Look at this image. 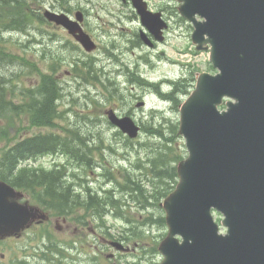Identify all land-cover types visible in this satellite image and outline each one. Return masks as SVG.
Returning <instances> with one entry per match:
<instances>
[{
  "label": "rangeland",
  "instance_id": "rangeland-1",
  "mask_svg": "<svg viewBox=\"0 0 264 264\" xmlns=\"http://www.w3.org/2000/svg\"><path fill=\"white\" fill-rule=\"evenodd\" d=\"M143 1L150 11H162L168 25L163 43L153 49L136 43L142 27L129 0H27L36 15H41L44 9L68 10L71 14L84 11V30L96 44L91 53L84 52L64 31L52 25H41L37 20L26 33L3 36L5 50L26 63L19 60L23 67L0 65V76L19 73L14 81L26 90L37 87L41 76L50 74V68H53L64 97L58 103L60 119L48 129L32 125L31 117H0V153L25 137L75 131L81 138L90 140L87 166L67 156L62 159L46 156L29 164L48 167L55 161L67 162L74 167L80 165L85 169L83 178L87 179L90 188L98 192L113 190L118 203L117 217L109 214L103 220L92 221L95 233L86 229L82 232L86 241L83 253L61 250L60 261L29 259L30 264H158L162 260L157 247L167 229L153 223L158 217H164L160 206L163 198L154 192L161 189V185L147 170L150 159L165 140L154 138L148 129L154 122L162 124L164 121L178 127V106L187 95L177 97L176 102L164 100L156 84L166 79L183 78V82L191 79L195 83L200 73L214 74L216 70L208 62L207 51L195 50L190 39L192 28L179 16L177 0ZM40 32L45 35L44 39L40 38ZM83 67L97 73L88 75ZM91 75L97 78L94 80ZM162 89L169 90L165 86ZM110 109L118 116H130L146 130H141L136 139L129 140L106 120L105 113ZM169 138L166 135V139ZM172 144L175 152L184 159L187 154L178 130ZM108 173L117 182L111 177L105 178ZM126 178L129 181L126 182ZM133 181L139 184L141 193L128 189ZM80 212L74 211V214ZM87 212L91 216V212ZM150 218L151 223L148 222ZM214 218L219 223L217 216ZM75 220L76 216L70 219L71 228L62 233L52 224V231L46 232L48 240L56 245H71L78 237L72 233ZM99 237L121 239L129 251L106 249ZM10 242L14 245L13 251L23 254L29 251L22 248L33 244L34 238L32 233L23 232ZM110 253L115 254L113 259L109 258Z\"/></svg>",
  "mask_w": 264,
  "mask_h": 264
},
{
  "label": "water",
  "instance_id": "water-1",
  "mask_svg": "<svg viewBox=\"0 0 264 264\" xmlns=\"http://www.w3.org/2000/svg\"><path fill=\"white\" fill-rule=\"evenodd\" d=\"M141 25L162 41L166 24L143 0H130ZM192 24L196 50H209L219 73H201L179 107V135L187 157L178 183L163 200L167 235L159 264H264V0H177ZM44 17L65 28L87 51L90 37L64 14ZM143 43L152 46L144 33ZM225 110H219L223 100ZM109 122L134 139L139 126L106 112ZM21 197L0 182V236L14 234L38 211L12 202ZM213 211L224 216L220 226ZM226 228L224 233L221 229ZM116 248L123 250L121 244Z\"/></svg>",
  "mask_w": 264,
  "mask_h": 264
},
{
  "label": "trees",
  "instance_id": "trees-1",
  "mask_svg": "<svg viewBox=\"0 0 264 264\" xmlns=\"http://www.w3.org/2000/svg\"><path fill=\"white\" fill-rule=\"evenodd\" d=\"M34 20L42 21L41 17L32 11L27 0H0V65H5V68L14 67L15 65L23 67L19 60L24 63L26 61L5 50V41H3L2 36L5 33H26ZM17 74L19 75V73ZM17 74L7 77L0 76V117H20L24 115L29 118L31 117L30 123L36 125V127H54V120L59 118L56 103L62 97L63 92L59 83L52 76L43 75L40 85L25 90L22 89L20 83L14 81L18 77ZM171 85L172 91L166 97L170 101L176 102L175 99L177 97L188 93V90L191 88V81H178L171 83ZM157 124L154 122L148 131H150V134L154 138L165 140V143L157 149L154 157L150 159L149 171L147 170V172L151 173L161 185V189H157L154 192L159 198H164L173 190L176 184L175 165L182 159V155L175 152L172 144L174 137H177V125L165 121L162 124ZM62 132L63 136L61 135ZM166 135L170 136V138L166 139ZM88 142V140L81 138L75 131L69 130H63L57 134L48 133L19 140L0 154V180L12 186H18L20 178L10 180L9 172H13L25 160L35 159L50 152L70 154L76 161L86 160L87 155L91 153L90 147H87ZM85 162L87 165V160ZM58 175V172L44 173L45 179L39 182V187L46 190L49 194H57L60 191L59 182H57ZM106 176L108 178L111 177L110 173ZM111 179L116 181L112 177ZM35 181L34 178H27L24 184L25 190L31 192L32 195H35L37 192ZM127 181L129 180L126 178ZM120 186L124 185L120 184ZM128 189L139 193L142 192L139 184L134 181L130 183ZM36 195L38 197V194ZM152 197L155 198V195L153 194ZM72 202L75 208L78 204L82 205L78 199H73ZM84 204V207H88L91 213L102 216L105 214L106 208L114 209L118 203L106 195L104 198H99L93 192H88ZM149 221L150 223L152 222L151 218ZM156 222L163 226V217L160 216L153 221V223Z\"/></svg>",
  "mask_w": 264,
  "mask_h": 264
},
{
  "label": "flooded vegetation",
  "instance_id": "flooded-vegetation-1",
  "mask_svg": "<svg viewBox=\"0 0 264 264\" xmlns=\"http://www.w3.org/2000/svg\"><path fill=\"white\" fill-rule=\"evenodd\" d=\"M55 11V10H53ZM61 13L59 11H55ZM64 13L69 15L72 18L71 11L66 10ZM162 16L164 18V14L161 11ZM83 15V22L81 23V27L84 28V23L86 20V14L82 11ZM42 19V17H41ZM40 24V23H39ZM41 25L49 26L52 25L55 28H59L60 30L64 31L62 28L55 26L53 24H48L45 21L41 23ZM65 32V31H64ZM66 33V32H65ZM45 35L40 32V38L44 39ZM138 37V36H137ZM156 47L154 44L153 48ZM55 156V155H50ZM62 156V155H60ZM65 157V156H64ZM83 170V172L81 171ZM85 169L82 166L74 167L69 163H52V165L45 167L43 165H26L21 166L20 171H13L9 172V179L16 180L20 178L19 185L16 186L20 188V190H24V184L26 183L27 178H34L36 181V190L38 191V197L32 201L30 197H28L27 192H24V197L19 201L21 203H29L34 204L40 211V215L43 217L42 219L35 220L29 227L23 232L32 233L34 238V243L28 247L22 248L24 250H28V253H21L13 251L14 245L10 242L12 239L20 237L23 232L14 234V235H7L0 238V264H30L29 259L32 260H39L43 262L44 260H49L51 263L57 262V260H62L60 255H62V251L70 252L72 249L75 251H79L81 253L84 252V230L91 231L95 233V230L91 227L90 216L87 210L84 208V200L87 198V193L90 192V187L88 186L87 179L83 178V173ZM58 172L57 182H59L60 191L56 194H49L46 190H43L39 187V182L45 179L44 173H53ZM75 180V181H74ZM78 199L82 201V205L78 204L76 208L73 205L72 200ZM66 205V206H64ZM69 205V209L67 210V206ZM54 207H66L65 214L60 212H56ZM74 211H81L78 214H74ZM57 213V214H55ZM77 217L76 226L72 229V233L78 235L75 241H71L70 244H61L56 245L53 241H49L44 233L47 236L46 232L52 231V224H54V228L62 233L67 231L71 228V225L68 223L70 219L73 217ZM59 221L61 224H59ZM48 237V236H47ZM100 240L103 242V245L106 249H113L111 246L113 240L105 239L104 237H99ZM46 239V242H45ZM17 243H15L16 245ZM69 248V249H68ZM60 249V250H59ZM52 257L48 258V257ZM115 254L110 253L109 258L113 259ZM43 261H42V260ZM38 264V263H37ZM48 264V263H47ZM50 264V263H49Z\"/></svg>",
  "mask_w": 264,
  "mask_h": 264
}]
</instances>
